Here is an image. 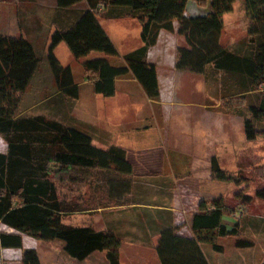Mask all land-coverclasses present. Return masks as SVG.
Returning a JSON list of instances; mask_svg holds the SVG:
<instances>
[{
    "label": "trees",
    "instance_id": "1",
    "mask_svg": "<svg viewBox=\"0 0 264 264\" xmlns=\"http://www.w3.org/2000/svg\"><path fill=\"white\" fill-rule=\"evenodd\" d=\"M57 1L61 8H69L83 0ZM188 1L87 0V8L79 9L68 23L60 20L52 34L49 58L59 91L73 98L80 95L72 67L64 66L54 53L61 42H66L77 58L103 51L119 60L116 63L109 57H94L84 61L86 81L94 84L96 93L115 95L117 79L131 74L150 99L159 100L157 65L149 61L148 52L158 42L162 29L175 30L177 20V30L187 40V46L178 48L177 68L215 80L224 112L244 118L247 139L264 138V0H244L250 23L247 39L239 46L222 43L224 17L234 10L236 0H196L209 9L200 16L187 15ZM101 18L138 19L144 44L122 55ZM40 63L41 57L30 40L0 34V136L7 144V151H0V246L23 249V264H41L37 249L24 247V234H30L63 240L65 250L81 260L97 250H106L108 264H121L123 239L116 232L64 222V215L76 211L80 203L62 199L58 185L80 192L97 172L110 173V195L123 197L132 189L134 166L121 146L99 147L87 130L43 114L21 112L22 95ZM212 174L217 180L238 185L249 182L223 168L216 156L212 158ZM256 194L264 199V186ZM238 197L245 204L253 201L250 194ZM233 211L223 200L202 202L191 218L193 237L180 233L175 222L163 226L155 247L161 264H211L202 235L210 234L207 242L222 250L215 236L239 232V222L225 220ZM236 243L239 247L254 245L249 239Z\"/></svg>",
    "mask_w": 264,
    "mask_h": 264
},
{
    "label": "crops",
    "instance_id": "2",
    "mask_svg": "<svg viewBox=\"0 0 264 264\" xmlns=\"http://www.w3.org/2000/svg\"><path fill=\"white\" fill-rule=\"evenodd\" d=\"M27 1L26 15L29 18H45L46 29L42 26L38 28L41 31L48 30L50 35L60 24V20L65 19L64 22L67 23L70 21L68 17H64L65 14H73L74 17L79 9L88 7L87 0L69 8H61L57 0ZM21 2L22 0H0V34L24 36L37 49L36 42L32 39V35L35 34L32 27L27 29L21 23L22 13H24L20 7ZM241 8L246 11L245 1L236 0L234 10L224 17L225 25L231 16H234ZM42 10L45 14L39 13ZM54 10L61 13L55 14ZM208 10L196 0H189L186 13L189 16H200L205 15ZM55 21L56 23H54ZM101 23L122 55L144 44L143 27L136 18H101ZM178 25L176 20L174 22L175 30L162 29L158 42L148 52L149 61L157 65L161 92L159 100L149 99V102L154 104L151 111H154L153 114L160 122L159 126L164 127L165 133L167 131L170 133L169 136L163 134L160 138H154V135L149 132L156 124L144 122V126L137 128L139 137L132 139V133L128 132L127 122H124L125 118L123 119L124 123H121L116 131L117 129L113 128V121H110L109 118L102 117L100 119L99 117L100 120L95 122V116H92V131L90 133L97 146L106 148L116 144L127 150L128 159L134 166L133 185L130 192L119 197L110 195V187L107 183L108 188L105 187V190H108L105 194L107 203H100L92 207L85 206L86 201L89 200L85 198V203L79 202L80 207L74 212L77 216H87H84L86 219L82 226L92 225L98 230H111L123 239L120 248L121 264H123L124 257L129 260V264H153L146 252L142 249L139 250L141 247L139 244H132V246L138 247L131 252L125 251V244L133 241L134 243H150L156 247L162 227L177 223V217L182 212L189 211L187 216L191 223L193 214L200 210L202 202L212 203L214 200H223L213 191V187L218 184H226V181L213 178L212 158L214 156L218 158L223 168L249 180L247 184L243 185L233 183L237 187L243 188L249 187L251 180L249 176L240 174L237 170L238 161L248 152L249 155H255V157L264 153L263 150L262 153L261 150H258L260 145H264V141L261 140L264 138L255 140L246 138L242 116L224 112L220 108V98L216 105L211 104L210 101L220 95L219 84L215 80H210L206 74L177 68L178 48L187 46L186 38L177 30ZM130 39L134 40L125 45L126 51L123 50L124 41ZM222 43L227 46L234 45V43L224 42V34ZM137 82L136 78L128 74L118 78L116 86L118 89V85L123 83L128 89L130 83ZM117 89L115 95L108 97H116ZM207 98H209L208 101ZM100 104L101 108L98 105L95 106V114L97 111L101 113L102 109L104 110L102 114L111 115L114 113L112 105L110 106V100L104 101V106H102L103 102ZM137 111L142 118H145V114L148 113H142L138 109ZM106 119L111 124L109 128L105 124L99 123ZM4 144L5 147L0 148L1 152L7 151L6 142ZM91 185L96 187L97 184L91 183ZM263 186L264 183L259 188ZM182 224L184 226L181 227L180 233L193 237L194 232L189 229L188 224L186 222ZM0 248L5 250L20 249L1 246ZM212 248L214 253L209 255L208 250L206 253L211 264H251L252 259L245 261L237 252L227 255L226 248L222 250ZM156 260L157 264H161L159 257ZM262 262H264V256L252 264H261ZM102 263L108 264L107 259H104Z\"/></svg>",
    "mask_w": 264,
    "mask_h": 264
},
{
    "label": "rangeland",
    "instance_id": "3",
    "mask_svg": "<svg viewBox=\"0 0 264 264\" xmlns=\"http://www.w3.org/2000/svg\"><path fill=\"white\" fill-rule=\"evenodd\" d=\"M26 1L27 0H22L20 5L21 10L24 12L22 13L23 15L21 23L27 29H30V27H32V30L35 33L32 35V39L36 42L37 52L41 57V63L28 89L22 95V103L20 109L21 112L29 115L43 114L50 118L61 120L68 125L77 126L82 130H87L89 132L92 131V116H95V122H98L102 117H107L110 121H113V128L115 130L117 129L116 131H118V127L121 123L127 122L126 124L129 129L128 132L132 133V139H136L139 137V133H137L139 132V130L137 129L138 127L144 126V122H151L153 124H156L153 130L149 132L154 135V138H160L161 136H163V134L165 136H169L170 133H168V131L165 133L164 127L162 125L161 127L159 126L160 122L157 121L156 116L153 114L154 111H151L154 104L149 102L150 98L148 97L147 93L140 83H130V87L128 89L123 83L119 84L117 89V96L108 97L103 94L96 93L94 84L92 82L86 81L87 73L83 64L85 60L94 57H109L112 62H119L117 58L108 56L103 51H93L85 57L77 58L73 55L67 43L61 42L55 48L54 53L64 66L69 65L72 67L75 74V81L80 85V95L78 98H73L69 93L59 91L57 80L49 58L53 33L50 35L48 30H39L38 27L40 26L46 29L45 18H29V16L26 15V5H28V1ZM55 11L56 10L53 11V13L55 14L61 13L59 11ZM39 13L45 14L43 10L39 11ZM72 15L67 17L69 19H72ZM54 23H56V21ZM248 25L249 17L246 14V11H243L242 8L241 10H237L234 16H231V19L228 20L227 24L225 25L226 28L224 27V42L227 44L234 43V45L228 46L241 45V43H243L247 39ZM133 40L134 39L125 40L123 44V50L126 51L127 47H125V45ZM126 86H128V84H126ZM219 96H217L214 100H209L212 105H216L218 103V100L220 98ZM208 99L209 98H207V101ZM108 100H110L111 102L110 106L112 105L111 108L114 113H112L111 115L102 114L104 113V110L102 109L101 113L100 111H97V113L95 114V106L97 107L98 105L101 108L100 102H103L102 106H104V101ZM137 109L142 111V113L148 112L145 114V118H142ZM124 118L125 121L123 120ZM109 120H101V122L99 123H103V125L105 124L107 128H109V126L111 125L109 123ZM261 140L264 141V139ZM4 143V139L0 136L1 149L5 147ZM258 150H261L262 153V150L264 151V145H260ZM237 166V170L240 172V174H244L250 177L251 181L249 187L245 186L243 188H239L236 186L238 184L235 183V185L233 184V182L226 181V184H216L217 186L213 187V191L215 192V194L223 198L224 203L233 207V213L226 215L225 220L229 223L239 222V232L236 235H229L224 237L215 236V241L217 244L222 245L224 248H226L227 255L232 252H237L240 257L242 256L243 259H245V261L252 259L250 261L252 264L260 257L264 256V200L259 199L256 196V189L262 186V184L264 183V153H262V155H259L258 157H255V155L251 156V154L249 155V152L245 153L243 157L238 161ZM109 174H99L97 172L95 175H93L92 182H90V184H86L83 190L80 192H78V190L75 192H71L69 190V187L65 185H58L60 196L66 201L72 200L76 203H85V198H88L89 200L86 201L87 204L85 206L92 207L100 203L105 204L107 203L105 194L106 192H108V190H105V187L107 186L108 188L107 177H109ZM91 183L97 184L96 187L92 186ZM238 189L240 190L238 193H236ZM243 193L253 196V201L250 204L243 203L242 198L238 197V194ZM188 212L189 211H184L179 215V217H177L178 221L181 222V225H179L180 229L182 226H184V224H182L183 222H186L189 227L191 225L187 216ZM67 214L64 215V222L66 224L78 226V224L82 225L84 220L86 219L84 217L86 215L77 216L75 212H70L68 215ZM239 214H241V216L236 218L237 216H239ZM189 229H191V227ZM207 236L211 235L207 233H204L202 235V239H204L205 241L203 242V246L205 252L207 253L208 250V254L210 255L211 253H214V250L212 248V244L207 242ZM238 239L252 240L254 245L250 247H239L236 243ZM132 244H139L141 246L139 247V250L142 249V251H145L150 261L153 264H157L156 259H158V255L153 244L134 243L133 241H130L129 243L125 244L126 252H131L133 249L138 247L132 246ZM64 245L65 242L60 239L45 240L37 236L25 234L24 247L36 248L41 259V264H103L102 261L104 259H107L106 250H97L86 259L81 260L71 256L65 250ZM22 255L23 249L5 250L0 248V264H23ZM122 263L129 264V260L124 257L122 259Z\"/></svg>",
    "mask_w": 264,
    "mask_h": 264
},
{
    "label": "built area",
    "instance_id": "4",
    "mask_svg": "<svg viewBox=\"0 0 264 264\" xmlns=\"http://www.w3.org/2000/svg\"><path fill=\"white\" fill-rule=\"evenodd\" d=\"M239 213H240V212H239ZM236 214H237V212H236ZM240 216H241V214H239V216H237L236 218H238V217H240ZM177 223H178V225H181V222H180V221H178ZM177 223H176V224H177ZM228 223H229V222H228ZM232 223H234V222H232Z\"/></svg>",
    "mask_w": 264,
    "mask_h": 264
}]
</instances>
